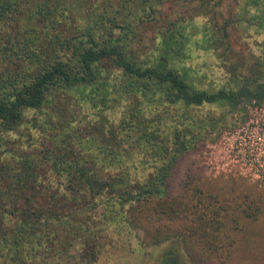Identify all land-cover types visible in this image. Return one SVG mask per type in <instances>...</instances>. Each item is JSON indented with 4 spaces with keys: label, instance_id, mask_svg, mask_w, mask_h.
Returning a JSON list of instances; mask_svg holds the SVG:
<instances>
[{
    "label": "trees",
    "instance_id": "obj_1",
    "mask_svg": "<svg viewBox=\"0 0 264 264\" xmlns=\"http://www.w3.org/2000/svg\"><path fill=\"white\" fill-rule=\"evenodd\" d=\"M195 2L202 12L180 15ZM218 5L0 0V264H97L155 214H168L167 228L187 215L167 190L178 159L264 99V42L249 58L228 32L263 34L264 0H235L221 21ZM200 13L219 84L176 64ZM179 234L163 239L162 264H186L177 239L189 234Z\"/></svg>",
    "mask_w": 264,
    "mask_h": 264
},
{
    "label": "rangeland",
    "instance_id": "obj_2",
    "mask_svg": "<svg viewBox=\"0 0 264 264\" xmlns=\"http://www.w3.org/2000/svg\"><path fill=\"white\" fill-rule=\"evenodd\" d=\"M214 2L219 4L215 9L223 13V16L216 15L218 21L227 17V11L235 5V0H211ZM175 9L165 5L162 10L166 14ZM179 9L182 16H189L197 10L202 12L198 2ZM204 23L202 13L194 16L188 28L193 34L190 35L187 55L184 59H177L176 64L186 66L192 74L204 75L206 81L219 84L224 77L223 71L212 50L204 48L201 38ZM228 32L233 48L243 53L249 49V58L259 52L257 41L262 39L264 42V33L257 34L255 28L244 24L231 25ZM254 106L263 108L260 114H264V99L259 103H247L242 113L237 111L232 115L230 120L234 125L224 129L216 140L203 142L178 159L167 181V190L172 207H184L187 215L172 216L171 228H167L168 214L162 211L155 214L150 223L145 224L147 232L138 229L137 237L127 240L126 236V239L119 240L122 244L107 247L97 264H162L163 252L169 244L163 239L179 238L180 232L189 234L187 241L177 239V251L184 256L186 264H264V182L241 173L245 170L232 161L230 154L232 138L229 132L253 117ZM240 107L236 106L237 109ZM117 109L109 110L108 115L115 116ZM249 210H254L255 215H248ZM157 226L160 244H155L152 239ZM227 239L232 242L228 244ZM212 243L214 247L210 246Z\"/></svg>",
    "mask_w": 264,
    "mask_h": 264
},
{
    "label": "built area",
    "instance_id": "obj_3",
    "mask_svg": "<svg viewBox=\"0 0 264 264\" xmlns=\"http://www.w3.org/2000/svg\"><path fill=\"white\" fill-rule=\"evenodd\" d=\"M254 106V115L235 131H230L232 161L253 179L264 182V114Z\"/></svg>",
    "mask_w": 264,
    "mask_h": 264
},
{
    "label": "flooded vegetation",
    "instance_id": "obj_4",
    "mask_svg": "<svg viewBox=\"0 0 264 264\" xmlns=\"http://www.w3.org/2000/svg\"><path fill=\"white\" fill-rule=\"evenodd\" d=\"M261 98H263L262 96H260ZM241 104V103H240ZM238 106V105H237Z\"/></svg>",
    "mask_w": 264,
    "mask_h": 264
}]
</instances>
